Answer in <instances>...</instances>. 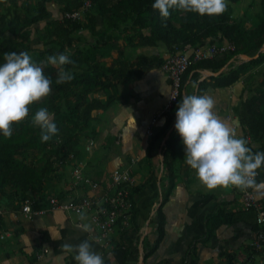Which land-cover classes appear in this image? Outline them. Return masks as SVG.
I'll return each instance as SVG.
<instances>
[{"label": "crops", "instance_id": "obj_1", "mask_svg": "<svg viewBox=\"0 0 264 264\" xmlns=\"http://www.w3.org/2000/svg\"><path fill=\"white\" fill-rule=\"evenodd\" d=\"M36 2L0 0V25L2 19L10 20L18 16L19 20H23L26 9ZM65 5L60 0L48 2L49 16L20 33V39L15 41L20 40L28 45L31 54L43 48L47 22L63 21ZM92 6L91 2L89 10L96 13ZM82 7L83 4L80 9ZM86 12L84 21H80L87 22ZM101 20L99 15V24ZM142 32L149 35L150 28H144ZM112 34L117 36L116 45L112 49H105L104 52L108 54L99 58L107 67L116 70L123 65V70L121 74L112 76L114 87L111 91L97 88L93 94L103 101L112 94L114 100L106 108L94 111L90 135L82 138L74 157L69 156L47 178L42 200L37 191L31 192L25 201L20 202L0 198L3 209L0 234H7L0 238V264H78L75 251L65 249L64 244L75 245L84 239H91L94 250L103 253L106 264H221L229 258L233 259L234 264H261L264 252L251 246L258 228L255 212L242 207L240 188L206 187L196 169L187 163L182 140L176 144L170 156L173 159L174 179L172 187L168 189V170L163 161L164 144L171 134L176 135L178 131L174 126L176 114L173 107L164 110L171 80L163 64L172 51L162 41L149 43L139 36L128 39L133 30L123 33L114 31ZM14 36L9 30L0 33V39ZM70 40L72 45L69 47L66 44L64 49L85 48L91 41V34L83 27L74 32ZM218 43L216 39L208 38L199 46L185 48L183 53L192 55L196 49L220 45ZM224 43L231 42L221 44ZM261 51L264 49L261 48ZM229 52L218 53L217 58H224ZM243 55L235 54L217 71L202 67L192 69L180 94L182 98L197 94L200 82H204L202 94L215 98L217 115L235 126L237 134L246 137L253 150L259 151L264 150V140L254 139L244 130L236 110L243 90L241 79L248 76L244 75L226 86L215 83L218 75L227 76L231 69L256 57L258 52L251 54L248 60ZM124 73L129 77L125 78ZM169 119L171 123L166 133L150 147L155 135ZM90 141L93 144L87 149ZM78 163L83 165V174L101 182L100 187L94 189L86 184L73 185L72 170ZM114 168L129 170L134 176V208L129 226H118L113 233L104 236L95 229L88 215L81 219L74 212L48 207L47 197L50 194L61 199L105 194ZM257 179H264V169L260 170ZM254 193L264 204V188L254 189ZM34 199L40 200L33 205L34 209L43 207L45 211L23 212V203ZM219 208L223 209L222 217L228 220L209 232L208 217ZM57 230L61 237L54 239L51 232L56 234Z\"/></svg>", "mask_w": 264, "mask_h": 264}, {"label": "trees", "instance_id": "obj_2", "mask_svg": "<svg viewBox=\"0 0 264 264\" xmlns=\"http://www.w3.org/2000/svg\"><path fill=\"white\" fill-rule=\"evenodd\" d=\"M51 0H37L36 4L26 9V16L19 20L18 16L10 20L2 19L0 33L11 31L15 38L0 39V62L4 60L6 52L15 50H28L31 48L20 42L19 34L49 16L46 4ZM66 3L65 11L80 8L84 0H60ZM79 2V4H78ZM96 13L89 9L87 22L80 20L63 19V21L50 20L45 27L44 47L39 48L32 56L38 63H43L45 73L52 77V91L45 97L30 104L27 117L18 122H13L12 135L4 136L0 133V198L10 201H25L31 192L40 193L42 200L45 196L46 180L62 166L71 153L76 154L82 138L90 135L85 130L90 127L94 118V111L110 105L114 96L109 94L105 101L95 97L97 88L111 91L114 87L112 76L122 73V66L112 69L100 60V56L112 49L117 43V36L112 34L133 30L128 39L135 36L156 43L164 42L172 52H183L185 48L199 46L208 38L235 44V49L226 57L217 58V54L195 61L183 73L181 89L187 75L192 69L206 68L212 71L220 69L226 61L235 54H253L256 57L241 62L236 68L231 69L227 76L218 75L215 79L217 85L226 86L239 78L247 75L252 68L264 62V0H260L256 12V20L247 26L240 20L232 17L231 4L239 0H229L228 8L221 14H199L195 11H185L178 8L170 9L171 15L162 17L158 9L152 6L153 0H91ZM102 17L101 23L98 16ZM87 28L91 34L85 48L64 49L66 44L70 47L72 34L81 28ZM150 28V34L145 35L142 29ZM18 35V36H17ZM66 52L74 61L65 67L74 73V78L63 83L56 82L58 75L57 66L46 63L51 54ZM125 78L129 74H123ZM204 82H200L197 95L203 93ZM180 94L173 105V112L182 101ZM46 106L60 131L49 140H42V130L33 120L35 111ZM240 123L244 130L254 139L264 140V71L253 88L252 94H247L243 88L241 100L236 108ZM171 119L155 135L150 143L152 147L155 140L166 133ZM181 140L180 134H171L164 144V166L168 170V189L173 185L174 173L172 171L171 154L176 144ZM42 151L40 156H33V151ZM168 195V194H167ZM167 195L164 199L167 198ZM223 209L219 208L208 217L209 232L213 228L227 222L222 217ZM191 264V263H188ZM234 264L229 258L225 263Z\"/></svg>", "mask_w": 264, "mask_h": 264}, {"label": "clouds", "instance_id": "obj_3", "mask_svg": "<svg viewBox=\"0 0 264 264\" xmlns=\"http://www.w3.org/2000/svg\"><path fill=\"white\" fill-rule=\"evenodd\" d=\"M228 4L229 0H153L152 6L167 18L173 8L217 15ZM73 62L66 52L51 54L46 61L57 66V83L74 78V73L65 67ZM51 91V75L45 73L43 63L36 62L28 50L6 52L0 62V133L10 137L13 122L27 117L30 104ZM215 104L212 95L193 93L185 95L176 108L174 126L183 142L187 163L210 189L217 186L264 188V179H257L264 169V150L254 151L247 138L237 134L235 126L217 115ZM33 120L42 130V140H49L60 131L46 106L35 111ZM79 215L83 219L86 213L81 210ZM51 234L54 239L61 237L59 230ZM64 247L75 251L78 264H106L103 253L94 250L91 239L75 245L65 242Z\"/></svg>", "mask_w": 264, "mask_h": 264}, {"label": "built area", "instance_id": "obj_4", "mask_svg": "<svg viewBox=\"0 0 264 264\" xmlns=\"http://www.w3.org/2000/svg\"><path fill=\"white\" fill-rule=\"evenodd\" d=\"M91 7L90 0H84L83 7L73 11L64 12L65 19L81 20L84 13ZM233 43H224L220 45H210L205 48L196 49L192 55H187L183 52H172L163 64V69L167 72L171 80V89L168 101L164 107L168 111L177 102L182 82L183 73L195 61L211 57L218 53H224L234 50ZM93 144L92 141L86 145L89 149ZM74 157V153L70 154ZM83 165L78 163L72 170L73 185L86 184L91 188H98L101 182L90 178L82 173ZM135 185L134 176L129 170L114 168L112 170L111 183L106 187V193L101 196H81L79 198L61 199L55 194H50L47 197L48 207L50 209H61L64 211H71L79 215L83 210L88 215L95 229L99 234L106 236L114 232L116 227H127L130 225L134 202L132 198V187ZM240 200L244 209L253 210L255 212V222L258 226L255 237L251 246L255 250L264 252V204L259 201L254 193V188L241 189ZM40 202L39 199L32 201L28 200L23 203L22 211L29 214L32 212L43 213L45 208L40 207L34 209L33 205ZM3 209L0 206V215ZM7 234L1 233L0 238H4ZM243 264H247L243 263ZM264 264V261L261 262Z\"/></svg>", "mask_w": 264, "mask_h": 264}, {"label": "rangeland", "instance_id": "obj_5", "mask_svg": "<svg viewBox=\"0 0 264 264\" xmlns=\"http://www.w3.org/2000/svg\"><path fill=\"white\" fill-rule=\"evenodd\" d=\"M260 0H239L237 3H232L231 13L232 17L242 20L245 25L250 26L256 20V12L259 9ZM81 20L84 21L82 18ZM264 49V46L262 47ZM249 54L243 55V58L248 60ZM264 71V64L261 66H256L254 70L247 74L248 77H243L241 79V84L243 88L247 90V94L253 93V88L258 83V79L261 77ZM43 98V97H42ZM90 132V128H87L85 132ZM42 154V151H33L32 155L37 157Z\"/></svg>", "mask_w": 264, "mask_h": 264}]
</instances>
